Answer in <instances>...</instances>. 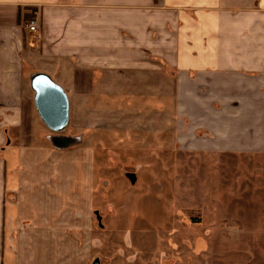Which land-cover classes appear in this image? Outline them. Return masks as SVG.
<instances>
[{
  "label": "crops",
  "instance_id": "crops-1",
  "mask_svg": "<svg viewBox=\"0 0 264 264\" xmlns=\"http://www.w3.org/2000/svg\"><path fill=\"white\" fill-rule=\"evenodd\" d=\"M29 13L36 31L27 27ZM167 69L175 70L176 98L179 83L182 98L232 100L233 108H218L216 121L208 115L217 146L232 143L240 162L264 163V0H0V117L9 121L0 120V264H83L100 120L74 122L72 100L98 92L117 97L133 92L130 84L158 99ZM37 74L68 95L61 131L39 116ZM260 167L248 190L240 182L234 210L248 238H235L228 254L209 244L202 264H264Z\"/></svg>",
  "mask_w": 264,
  "mask_h": 264
},
{
  "label": "rangeland",
  "instance_id": "rangeland-1",
  "mask_svg": "<svg viewBox=\"0 0 264 264\" xmlns=\"http://www.w3.org/2000/svg\"><path fill=\"white\" fill-rule=\"evenodd\" d=\"M167 73L158 99L143 98L130 84L133 92L117 97L98 92L72 100L74 122L100 120L93 228L82 238L83 264H202L209 244L210 251L228 254L235 238H248L234 211L239 186L242 181L248 190L258 178L251 173L264 163L240 162L245 158L235 156L232 143L217 146L208 115L217 119L218 108H233L232 100L182 98L179 83L176 98L175 70ZM241 199L248 203L250 195Z\"/></svg>",
  "mask_w": 264,
  "mask_h": 264
},
{
  "label": "water",
  "instance_id": "water-1",
  "mask_svg": "<svg viewBox=\"0 0 264 264\" xmlns=\"http://www.w3.org/2000/svg\"><path fill=\"white\" fill-rule=\"evenodd\" d=\"M35 106L43 122L54 132L64 129L69 122V98L66 91L45 74L32 79Z\"/></svg>",
  "mask_w": 264,
  "mask_h": 264
},
{
  "label": "built area",
  "instance_id": "built-area-1",
  "mask_svg": "<svg viewBox=\"0 0 264 264\" xmlns=\"http://www.w3.org/2000/svg\"><path fill=\"white\" fill-rule=\"evenodd\" d=\"M27 27L30 31H36L38 27L37 20L35 18H31V20L28 21Z\"/></svg>",
  "mask_w": 264,
  "mask_h": 264
}]
</instances>
